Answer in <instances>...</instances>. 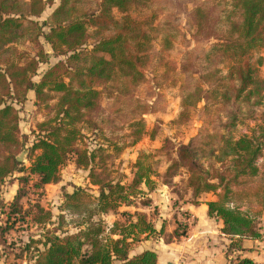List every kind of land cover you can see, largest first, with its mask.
<instances>
[{
    "label": "trees",
    "instance_id": "1",
    "mask_svg": "<svg viewBox=\"0 0 264 264\" xmlns=\"http://www.w3.org/2000/svg\"><path fill=\"white\" fill-rule=\"evenodd\" d=\"M170 1L58 0L42 19L54 0H0V188L11 178L18 185L10 203L0 202L4 263L156 264L153 252L129 254L152 237L165 244L179 242L187 236V223H175L166 234L164 225L157 232L143 212L117 213L121 205L132 206L137 199L150 208L143 188L154 191L155 178L178 197L189 194L193 206L202 195L215 196L205 203L206 215L221 222L220 232L229 241L226 259L235 255V264H256L241 254L246 251L244 240L260 239L257 220L264 214V161L257 163L264 151V57L256 56L264 45V0H209L222 6L217 20L227 34L212 33L211 43L199 51L190 49ZM201 1L189 0L196 36L208 15ZM41 42L52 57L63 59L48 65L50 55ZM18 44L35 46L34 54L19 50ZM155 44L158 53L150 79ZM44 64L47 69L38 75ZM177 66L185 77L180 84L184 96L172 123L186 126L199 111L204 125L176 148L175 159L162 174L160 163L140 153L125 185L106 164L109 147H78L83 139L78 125L86 115L99 112V101L107 95L116 107L111 113L131 117L128 128L135 129V144L146 134L143 116L156 113L161 90L178 83ZM30 94L35 107L49 108L54 117L29 133L33 142L26 148L19 112ZM53 100L56 104L49 107ZM247 121L259 123V134L234 138L235 127ZM69 161L85 170L89 185L96 188V195L80 188L63 192L61 211L84 218L72 234L61 231L63 215L55 226L51 212L40 204L44 187L60 182V170ZM180 169L186 179L179 193L172 180ZM110 212L119 214L122 222L106 229L94 217Z\"/></svg>",
    "mask_w": 264,
    "mask_h": 264
},
{
    "label": "rangeland",
    "instance_id": "2",
    "mask_svg": "<svg viewBox=\"0 0 264 264\" xmlns=\"http://www.w3.org/2000/svg\"><path fill=\"white\" fill-rule=\"evenodd\" d=\"M204 1L205 8L208 9V15L202 19L201 32L197 33L195 27L190 25V21L193 19L191 12L193 9V4L189 0H171L170 5L175 9L179 17L180 28L182 32L186 35L187 40L190 42V49L194 51H199L202 48H207L209 43H211L210 36L212 33L216 34V37L225 36L227 34V28L221 21L218 23V19L221 20V7H215L214 3L209 0ZM201 1V2H202ZM58 4V0H54L52 7L45 10L42 15V19H46L47 16L55 9ZM38 21V20H37ZM216 28V32H213V29ZM43 50L50 55L48 65H52L58 60H62L63 57H52L49 48L46 44H42ZM35 46L29 44H18L17 48L19 50H28L30 55H33ZM183 48L177 47V51H182ZM158 53V44H155L152 50L153 63L150 65L147 76L152 78V72H154V64L156 56ZM181 56V55H180ZM180 56L177 59V63H180ZM256 56L264 57V45L259 48L256 52ZM47 69V65H40L38 69V75H41ZM260 76L264 77V70H260ZM174 77L178 81L175 86H165L161 90L160 101L158 103L157 111L155 114L143 116V123L145 126L146 134L135 144L133 143L136 139L135 129L128 128V122L131 120V117H125L126 113H113L116 107H113L112 100L107 98V95H103L99 101V112H93L90 115H86L83 118L82 122L78 125L81 133L83 134V139L78 143V147L84 148L89 147L93 149L98 145H103L104 147H109V155L111 156L107 159V166L112 165L114 174H120L122 177L123 184H128L132 177V169L137 161V158L140 153L148 155L151 157V162L160 163L158 167L159 173H164L165 168L170 164V161L175 159L176 148L179 145H185L188 141L194 138L198 131L202 129L204 123L199 111L195 113L193 120L186 126H176L172 121L177 117V114L180 111V101L184 96V91L181 90V83L184 82L185 77H183L179 66H177V71L174 73ZM38 77H34L37 80ZM56 104V100H53L49 107H52ZM112 108V109H111ZM111 110L112 113H111ZM54 114L49 108L43 106L35 107L33 105V96L30 94L28 96V101L25 103L21 111L19 112V129L21 135L27 136L26 148L30 147L33 142V137L29 134L32 130L36 129V126L40 123L52 119ZM260 132L259 123L255 121H247L244 124H239L234 129V138H239L242 136L253 137L257 136ZM153 134V138H150V135ZM264 161V151L260 153L257 163ZM26 167L29 166L27 160L24 161ZM258 165V164H257ZM182 169L178 170L179 175L176 176L172 182L177 185V188L180 191L184 185L186 175L183 173ZM114 176V175H113ZM17 177V175H14ZM157 184L155 189L152 192L143 190L147 193L146 197H151V207L144 208L141 206L140 201L137 199L135 204L132 206H123L121 205L117 213L127 212L134 214L137 212H143L150 216L153 220V225L157 223L161 227L165 226L166 234L170 233L175 229V223H187L188 230L191 226L194 225V221L190 219V216L186 212L181 211L180 209L185 204L189 203V194H182L183 196L178 197L176 193H173V190L167 186H163L157 182L155 178H151ZM75 188H80L90 192L92 195H96V188H93L89 185L87 179V172L82 169L75 168L72 163L69 161L66 165L60 170V182L56 185H48L43 189V196L40 198V204L42 207L47 209L52 214V220L55 223V226H58L60 223L59 217L63 215V224L60 226L61 231L68 232L70 234L75 233L78 229V222L81 220L74 215L69 213L62 212L63 206V192L72 193ZM18 189L17 182L11 178L6 180L5 184L0 188V202L4 204L10 203ZM89 193V194H90ZM166 201L167 207L166 210L169 218L165 220L159 219L160 208L158 205L163 199ZM215 196L212 194L202 195L200 202L204 201H213ZM241 211H245L243 207L240 208ZM84 217V216H82ZM95 220H101L106 229H110L114 222H122L119 214H114L110 212L107 215H96ZM258 227L260 231V239H258L259 245L250 243V252L258 253L259 257L262 255V262L256 264H264V214L260 219L257 220ZM160 230V229H159ZM35 230H32L31 233L34 234ZM37 235V232H35ZM27 236H23L22 239L26 241ZM158 239V237H156ZM156 238H150L152 241ZM163 241V240H162ZM229 241L227 242L228 245ZM226 245V246H227ZM262 252V253H261ZM244 253V252H243ZM243 253L241 256L243 257ZM240 255V254H238ZM0 263H4L3 258H1L0 250ZM227 264H235V255L226 259ZM21 264V263H19ZM25 264V263H22Z\"/></svg>",
    "mask_w": 264,
    "mask_h": 264
},
{
    "label": "crops",
    "instance_id": "3",
    "mask_svg": "<svg viewBox=\"0 0 264 264\" xmlns=\"http://www.w3.org/2000/svg\"><path fill=\"white\" fill-rule=\"evenodd\" d=\"M166 201L168 202L164 198L158 205L160 208L159 219L162 218V220L169 218L167 211H165ZM206 202L209 200L200 202L197 206L185 204L180 209L194 221V225L190 227L185 238L169 244H165L161 238H156L154 241L149 238L135 246L129 257L150 251L156 255V264H227L225 248L228 239L220 232L221 222L207 217ZM154 228L159 232L161 224H154ZM250 243L259 245L260 242L258 243V240H244L243 247L246 251L243 253V258H248L256 263L262 262V255L259 257L258 253L248 250Z\"/></svg>",
    "mask_w": 264,
    "mask_h": 264
}]
</instances>
